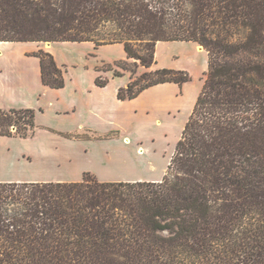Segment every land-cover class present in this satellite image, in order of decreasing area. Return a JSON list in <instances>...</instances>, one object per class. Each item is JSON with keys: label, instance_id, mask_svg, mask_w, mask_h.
<instances>
[{"label": "trees", "instance_id": "obj_1", "mask_svg": "<svg viewBox=\"0 0 264 264\" xmlns=\"http://www.w3.org/2000/svg\"><path fill=\"white\" fill-rule=\"evenodd\" d=\"M0 42L122 44L127 61L97 67L132 73L120 100L192 81L137 76L157 65L158 43L208 55L162 181L0 182V264H264V0H0ZM35 56L43 84L65 87L54 56ZM37 130L35 110L0 109V137Z\"/></svg>", "mask_w": 264, "mask_h": 264}, {"label": "crops", "instance_id": "obj_2", "mask_svg": "<svg viewBox=\"0 0 264 264\" xmlns=\"http://www.w3.org/2000/svg\"><path fill=\"white\" fill-rule=\"evenodd\" d=\"M181 43L193 45L192 42ZM80 44L92 45L95 53L102 48H95L90 42H0V109L35 110L38 130L34 137L25 140L33 143L41 140L51 142L43 146L46 148L43 153L47 154L48 159L46 172L37 176L36 173L14 175L12 179H2L0 175V182L73 183L81 182L86 172L95 175L102 182L162 181L166 175L164 171L173 157L165 152L167 140L173 137L175 141L182 134L193 112L204 84L199 77L200 73L195 75L191 69L182 70L191 75L192 81L196 78L202 81L198 87L190 85V82L183 85L164 83L145 90L134 99L120 100L119 90L127 87L131 77H116L113 71L98 72L99 65L93 66V72V68L89 67L83 70L77 61L65 54V50L72 46L78 48ZM162 45L163 42L157 45L156 57ZM40 50L52 54L64 70L65 87L54 89L43 84L41 62L35 56ZM199 50L195 54L198 57L204 55L202 73L208 69V55L207 52L202 53ZM82 53L84 52H81V57H84L89 52ZM120 56L127 60V54L125 53V57L122 50ZM120 56L116 60H120ZM156 59L158 62V57ZM109 61L112 63L113 60ZM168 69L181 70L174 66ZM34 74L37 78L36 84ZM99 76L109 79L105 87L96 84ZM96 142L121 144L130 159L122 158L113 162L117 167L129 170L128 179L108 181L98 177L90 169L83 168L77 160L74 163L73 158L60 155L61 150L68 147L86 148ZM140 148L143 149V154H139ZM20 157V162L34 165L32 153H23Z\"/></svg>", "mask_w": 264, "mask_h": 264}, {"label": "rangeland", "instance_id": "obj_3", "mask_svg": "<svg viewBox=\"0 0 264 264\" xmlns=\"http://www.w3.org/2000/svg\"><path fill=\"white\" fill-rule=\"evenodd\" d=\"M62 45V44H60ZM72 46L70 49L65 50L66 56L70 57L79 63V66L84 70L85 67L93 68V66L102 67L104 64H115L118 61H125L120 56L121 50L125 56V49L123 45H114V46H106L100 48L98 52H94L92 45L90 44H80L79 46ZM118 49H120V53H118ZM200 49V52H205L201 50L200 46L193 43H184L174 42V43H164V45L159 47L158 50V65H155L152 69L147 70L144 67H140L138 69L137 76H141L145 72L155 71L157 69H162L163 67L174 66L180 68L181 70H193L194 74L197 75L200 73L199 77L204 81V72L201 73V65L204 63V55L196 56V51ZM193 50V51H192ZM85 51L89 52L84 57H81V52ZM82 53V54H84ZM194 53V54H193ZM206 53V52H205ZM174 55V59L172 56ZM120 60H116L119 59ZM126 57V56H125ZM156 57V58H157ZM196 57V58H195ZM114 58L116 61H114ZM109 60H113L110 63ZM197 60V63H195ZM127 61V60H126ZM195 61V62H194ZM129 63H132L133 60H129ZM115 69L121 71L124 75H128L131 77L132 73L130 71H123L122 69ZM94 71L95 68L91 69ZM88 73V75L91 73ZM92 71V72H93ZM124 75L122 77H124ZM120 77V78H122ZM35 84L37 83V78L35 74L33 75ZM126 80V79H125ZM201 80L199 78L190 81V85L194 87H198L201 85ZM122 81V80H121ZM195 89V88H193ZM192 94V93H191ZM200 95V94H199ZM198 99V98H197ZM196 104V103H195ZM195 107V106H194ZM182 135V134H181ZM181 135H179L175 141L172 139L167 140L168 146L165 147V152L169 156H173L175 152L176 143L180 140ZM166 142V141H165ZM50 144L51 142H47V140H41L40 142L33 143L32 141H28L21 138H10V137H1L0 138V175L2 179L13 178L14 175H28L31 173L41 174L46 172L45 170L48 167V159L46 158L45 147L44 144ZM129 143V141H128ZM88 152H85V150ZM139 154H143V149L140 148L138 151ZM32 153L34 155V165H30L28 163H22L18 159L21 158V154ZM60 155H64V158H73L74 163L77 162L83 166L85 169H90L93 173H95L98 177L106 178L108 181H116V180H125L128 179L127 173L129 170H125L123 168H119L113 162L117 159L129 158L126 151H124L123 147L120 143L113 144H104L100 142L93 143L91 147H68L66 150H61ZM112 163H111V162ZM52 164V163H51ZM168 167L165 169V174L168 171ZM50 173V172H49ZM48 173V174H49ZM26 179H31L32 177H25Z\"/></svg>", "mask_w": 264, "mask_h": 264}, {"label": "bare ground", "instance_id": "obj_4", "mask_svg": "<svg viewBox=\"0 0 264 264\" xmlns=\"http://www.w3.org/2000/svg\"><path fill=\"white\" fill-rule=\"evenodd\" d=\"M158 44H160V43H158ZM202 50H203V48L202 47H200Z\"/></svg>", "mask_w": 264, "mask_h": 264}]
</instances>
